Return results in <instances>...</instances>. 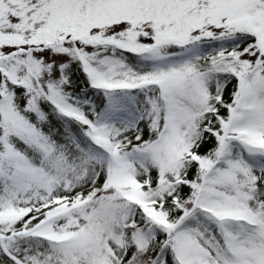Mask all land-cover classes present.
Returning a JSON list of instances; mask_svg holds the SVG:
<instances>
[{
	"label": "snow or ice",
	"instance_id": "6c2138e0",
	"mask_svg": "<svg viewBox=\"0 0 264 264\" xmlns=\"http://www.w3.org/2000/svg\"><path fill=\"white\" fill-rule=\"evenodd\" d=\"M0 264H264V0H0Z\"/></svg>",
	"mask_w": 264,
	"mask_h": 264
}]
</instances>
